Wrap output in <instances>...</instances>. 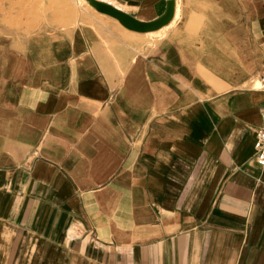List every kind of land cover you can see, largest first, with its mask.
I'll list each match as a JSON object with an SVG mask.
<instances>
[{
  "label": "crops",
  "instance_id": "obj_1",
  "mask_svg": "<svg viewBox=\"0 0 264 264\" xmlns=\"http://www.w3.org/2000/svg\"><path fill=\"white\" fill-rule=\"evenodd\" d=\"M99 1L173 16L44 0L0 25V264H264V0L246 27L243 0L230 23L229 0Z\"/></svg>",
  "mask_w": 264,
  "mask_h": 264
},
{
  "label": "rangeland",
  "instance_id": "obj_2",
  "mask_svg": "<svg viewBox=\"0 0 264 264\" xmlns=\"http://www.w3.org/2000/svg\"><path fill=\"white\" fill-rule=\"evenodd\" d=\"M48 1H49L48 3L52 6L51 9L53 10V13H56L54 11L57 10V14L59 15L62 10V13L60 15H64V16L67 15V21L70 24L77 22L79 20L82 10H86V8L91 9L87 0H64V2L63 1L61 2L60 0H48ZM252 1L253 0H243V12L238 13V16L240 17L242 16L245 27L248 22L249 6ZM235 5H236V0H229V7H228L229 23L233 21L235 18V12H232ZM44 6H45L44 0H0V25L7 26L8 24L5 22L7 20L14 21V24L16 25L22 22L30 23L31 21L28 20V17H26L25 20L23 21L19 20V17L26 16V15H21V13L28 11L34 12L38 10H43ZM244 36L246 37V29L244 32ZM1 47L3 46H0V48ZM9 47L10 45H6V49H10ZM232 56L235 59L234 61L239 60V63L241 65L239 64V66H236L235 62H233V64H229V69L232 75L224 79L229 80L232 84L235 85L247 84L248 82L253 81L254 78L251 76L253 65L248 60L249 59L248 52L246 50L244 52L240 51L238 55L236 52H234ZM40 63L42 62H35V61L31 62L32 67H39ZM54 63H58V62H54ZM26 64L28 65V62L25 63V65ZM7 100L9 99L4 98L5 102Z\"/></svg>",
  "mask_w": 264,
  "mask_h": 264
},
{
  "label": "water",
  "instance_id": "obj_3",
  "mask_svg": "<svg viewBox=\"0 0 264 264\" xmlns=\"http://www.w3.org/2000/svg\"><path fill=\"white\" fill-rule=\"evenodd\" d=\"M87 2L97 11L117 19L127 29L137 32L155 30L167 24L173 16V1L167 3L165 12L159 18L150 22L139 21L122 10L99 0H87Z\"/></svg>",
  "mask_w": 264,
  "mask_h": 264
},
{
  "label": "built area",
  "instance_id": "obj_4",
  "mask_svg": "<svg viewBox=\"0 0 264 264\" xmlns=\"http://www.w3.org/2000/svg\"><path fill=\"white\" fill-rule=\"evenodd\" d=\"M259 87L264 91V61L258 78ZM261 123L255 131L254 155L260 166H264V104L260 108Z\"/></svg>",
  "mask_w": 264,
  "mask_h": 264
},
{
  "label": "bare ground",
  "instance_id": "obj_5",
  "mask_svg": "<svg viewBox=\"0 0 264 264\" xmlns=\"http://www.w3.org/2000/svg\"><path fill=\"white\" fill-rule=\"evenodd\" d=\"M10 18V17H9ZM10 21V20H9ZM132 39V38H131Z\"/></svg>",
  "mask_w": 264,
  "mask_h": 264
}]
</instances>
